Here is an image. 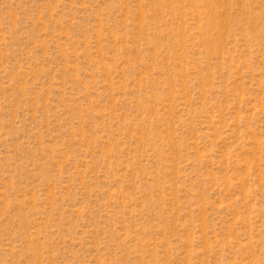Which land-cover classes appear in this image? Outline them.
<instances>
[{
    "label": "rangeland",
    "instance_id": "obj_1",
    "mask_svg": "<svg viewBox=\"0 0 264 264\" xmlns=\"http://www.w3.org/2000/svg\"><path fill=\"white\" fill-rule=\"evenodd\" d=\"M0 264H264V0H0Z\"/></svg>",
    "mask_w": 264,
    "mask_h": 264
}]
</instances>
